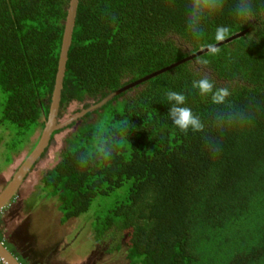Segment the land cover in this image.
<instances>
[{
    "label": "trees",
    "instance_id": "1",
    "mask_svg": "<svg viewBox=\"0 0 264 264\" xmlns=\"http://www.w3.org/2000/svg\"><path fill=\"white\" fill-rule=\"evenodd\" d=\"M69 2L0 0V123L19 143L44 127ZM183 2L78 0L58 119L202 50L189 51ZM257 24L234 31L241 35L207 64V51L186 59L52 133L30 171L66 131L39 189L62 224L88 213L78 227L95 257L120 250L128 264H264V36L248 39ZM202 75L232 90L227 106L191 89ZM169 89L188 96L203 132L171 123ZM126 121L122 146L97 159L98 132Z\"/></svg>",
    "mask_w": 264,
    "mask_h": 264
},
{
    "label": "clouds",
    "instance_id": "2",
    "mask_svg": "<svg viewBox=\"0 0 264 264\" xmlns=\"http://www.w3.org/2000/svg\"><path fill=\"white\" fill-rule=\"evenodd\" d=\"M182 19L189 44V51L206 49L207 56L202 63L221 51L217 43L224 41L244 24L257 20L258 24L248 39L258 38L256 33H264V0H184L181 5ZM224 17H227L225 21ZM191 89L209 105L220 108L227 106L233 95L228 87H218L209 75L193 78ZM169 106L167 112L171 123L183 133H201L205 129L204 117L188 106V96L183 91L169 89L163 101ZM129 122H124L115 129L98 132L95 156L101 161H108L115 150L122 146V138L128 137Z\"/></svg>",
    "mask_w": 264,
    "mask_h": 264
},
{
    "label": "crops",
    "instance_id": "3",
    "mask_svg": "<svg viewBox=\"0 0 264 264\" xmlns=\"http://www.w3.org/2000/svg\"><path fill=\"white\" fill-rule=\"evenodd\" d=\"M3 142H0L2 144ZM18 155L0 169V193L7 186L15 171L18 169ZM38 215H47L52 226L54 219L56 231L59 233L56 249L51 238L43 246L42 236L44 227L39 232H31V221ZM60 213L43 197L39 189L30 187L27 175L19 185L12 198L0 208V242L14 257L17 264H95L94 243L88 232L78 227L76 220L60 222ZM48 229V228H47ZM66 235V236H65ZM71 238V240L69 239ZM3 259V258H2ZM6 264H9L3 259Z\"/></svg>",
    "mask_w": 264,
    "mask_h": 264
},
{
    "label": "water",
    "instance_id": "4",
    "mask_svg": "<svg viewBox=\"0 0 264 264\" xmlns=\"http://www.w3.org/2000/svg\"><path fill=\"white\" fill-rule=\"evenodd\" d=\"M77 2L78 0H70L69 6L67 8V15L65 17L64 21V30H63V35H62V42H61V48H60V54L58 58V65H57V73L55 77V83L51 95V101L49 104V111L46 117V121L44 123V127L41 130V133L39 135V138L34 146V148L31 150V152L27 155V157L22 161L18 169L15 171L13 177L7 184V186L3 189V191L0 193V208L5 205L11 198L12 196L16 193L19 185L23 182V179L25 176L28 174L30 171L31 167L34 165L36 160L41 156V154L44 152L45 148L49 145L51 135L52 133L64 126L65 124L69 123L71 120H74L78 117L83 116L86 112L93 110L94 108H97L101 105H103L106 101H108L111 97L115 96L116 94L122 92L128 87H131L145 79H148L152 76H155L156 74H159L171 67L176 66L177 64L183 62L186 59L192 58L198 54H201L203 52H206V49H202L198 51L197 53L189 56L188 58H185L183 60H180L168 67H165L159 71H156L152 74L147 75L144 78H141L127 86H124L123 88L109 94L108 96L104 97L101 99L97 104L89 106L87 109H84L77 113L75 116L69 118L68 120L64 122H59V119L57 117L58 115V110H59V102H60V94H61V88H62V80L64 76V71H65V63L67 59V50L70 45L71 41V34H72V29L74 26V20H75V15H76V8H77ZM241 35V33H237L233 36H230L229 38H226L224 41H220L217 43V46L231 41L233 38L238 37ZM0 257L3 258L5 261H7L9 264H17L14 261V257L12 254H10L1 244L0 242Z\"/></svg>",
    "mask_w": 264,
    "mask_h": 264
},
{
    "label": "rangeland",
    "instance_id": "5",
    "mask_svg": "<svg viewBox=\"0 0 264 264\" xmlns=\"http://www.w3.org/2000/svg\"><path fill=\"white\" fill-rule=\"evenodd\" d=\"M1 98V95H0ZM1 107V106H0ZM77 105L73 104L69 106V108L66 111V114L59 119V122H64L71 118V116H74L76 111ZM0 115H1V108H0ZM7 128V127H6ZM4 125L0 123V138L2 144H0V169L3 170L5 168L4 164L7 162L12 161L11 159L14 156L18 155V164L22 163V161L27 157V155L31 152L33 149L35 143L37 142L39 135L41 133L40 128L34 131L28 138L27 141L22 140L21 143H19L20 139L19 136L16 137L15 132L11 129H6ZM65 132H61L60 134H56L54 136V140L52 143V146L48 152V155L45 157V159L41 160L39 162V165L30 171V174L27 176V180L30 184V187L33 188L35 191L39 190L40 183L39 178L43 170L52 164V162L56 159V149L60 148L62 145V137L64 136ZM49 202L50 199H48ZM97 205L94 206L96 208ZM53 207H56L53 204ZM93 210V203L91 204V208ZM58 212V211H57ZM88 213L82 214L76 219V222L79 224L81 223ZM74 220V219H72ZM70 220V221H72ZM53 225L49 227V219L47 215H38L37 218L33 221H31V232H40L42 227H44V232L42 236L43 240V246H45L48 242V240L51 238V243H53V247L56 249V245L59 241H57V238L59 237V233L64 236L63 231H59L55 229L54 219H52ZM48 228V229H47ZM66 236V235H65ZM71 240V238H69ZM102 254V253H101ZM97 257L99 260L96 261L95 264H128V261L124 258L123 253H121L120 250L115 251L114 253L108 255L104 254ZM95 259V255H94ZM96 260V259H95Z\"/></svg>",
    "mask_w": 264,
    "mask_h": 264
},
{
    "label": "built area",
    "instance_id": "6",
    "mask_svg": "<svg viewBox=\"0 0 264 264\" xmlns=\"http://www.w3.org/2000/svg\"><path fill=\"white\" fill-rule=\"evenodd\" d=\"M0 264H6L1 257H0Z\"/></svg>",
    "mask_w": 264,
    "mask_h": 264
},
{
    "label": "flooded vegetation",
    "instance_id": "7",
    "mask_svg": "<svg viewBox=\"0 0 264 264\" xmlns=\"http://www.w3.org/2000/svg\"><path fill=\"white\" fill-rule=\"evenodd\" d=\"M39 160V159H38ZM36 167H37V165H36ZM28 174H30L29 172H28Z\"/></svg>",
    "mask_w": 264,
    "mask_h": 264
}]
</instances>
